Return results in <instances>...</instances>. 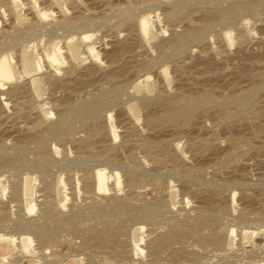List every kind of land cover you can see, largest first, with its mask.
I'll use <instances>...</instances> for the list:
<instances>
[{
    "label": "rangeland",
    "instance_id": "rangeland-1",
    "mask_svg": "<svg viewBox=\"0 0 264 264\" xmlns=\"http://www.w3.org/2000/svg\"><path fill=\"white\" fill-rule=\"evenodd\" d=\"M58 1L14 0L11 15L0 0V264H264V0ZM206 93L173 125L147 121ZM92 101L94 119L61 116Z\"/></svg>",
    "mask_w": 264,
    "mask_h": 264
},
{
    "label": "bare ground",
    "instance_id": "bare-ground-1",
    "mask_svg": "<svg viewBox=\"0 0 264 264\" xmlns=\"http://www.w3.org/2000/svg\"><path fill=\"white\" fill-rule=\"evenodd\" d=\"M7 1V0H6ZM55 2H56V4L57 5H59V1L58 0H54ZM256 1H258V0H256ZM255 1V2H256ZM9 2H10V4H8L9 5V7H13L11 10H10V14L11 15H14V13H15V7L16 6H19V5H15V2H14V0H9ZM18 2V1H17ZM254 2V3H255ZM5 3V2H4ZM21 3V2H20ZM31 3H32V1H31ZM96 3V2H95ZM18 4V3H17ZM30 3H28V5H29ZM240 4V3H239ZM244 4V3H243ZM247 4V3H246ZM251 4V3H250ZM11 5V6H10ZM245 5V4H244ZM251 5H253V3L251 4ZM251 5H250V7H251ZM234 6V5H233ZM255 6V5H254ZM8 7V8H9ZM58 7V6H57ZM119 8V7H118ZM237 8V7H236ZM243 8V7H242ZM17 9H18V7H17ZM31 9V8H30ZM61 9V8H60ZM224 9V8H223ZM9 10V9H8ZM119 10H120V8H119ZM227 10V9H226ZM231 10V9H230ZM233 11V10H232ZM222 12H224V11H222ZM238 12V11H237ZM46 14L47 13H45V12H43V11H41L40 9L38 10V11H36L35 12V15H37V17L39 16V17H44V16H46ZM218 14H219V11H218ZM225 14V13H224ZM232 14H235V13H232ZM10 17H13V16H10ZM19 19V18H18ZM20 20V19H19ZM146 20H148V19H146ZM93 21V20H92ZM91 21V22H92ZM83 22V21H82ZM209 24H210V22H208ZM68 24V23H67ZM82 24V23H81ZM85 24V22L82 24V25H84ZM89 24V23H88ZM87 24V25H88ZM206 24V23H205ZM86 25V24H85ZM207 25V24H206ZM70 26H72V25H70ZM75 26V25H74ZM147 27H148V25H146V24H143V27L141 28V30H140V32L142 33V34H145L146 35V31H147ZM207 27V26H206ZM71 28V27H70ZM75 28H76V26H75ZM199 28H201V27H199ZM205 27H203V29H204ZM22 29V28H21ZM197 30V29H196ZM200 30H202V29H200ZM26 31V30H25ZM198 31H199V29H198ZM23 32V31H22ZM201 32V31H200ZM199 32V33H200ZM202 32H203V30H202ZM201 32V33H202ZM192 33H194V32H192ZM190 34H191V32H190ZM195 34V33H194ZM198 34V33H197ZM197 34H196V36H197ZM23 36V35H22ZM21 36V37H22ZM147 36V35H146ZM194 36V35H193ZM14 37V36H13ZM186 38H188L187 36H181L180 35V37L178 36V37H176V39L174 40V44H173V46H175L176 48H179V47H181L182 46V44L185 42V39ZM17 39V38H16ZM189 39V38H188ZM14 40V39H13ZM190 40V39H189ZM187 42V41H186ZM3 47V46H2ZM183 47V46H182ZM175 48V49H176ZM181 50V49H180ZM47 51V50H46ZM77 51V50H76ZM75 51V52H76ZM175 51H177V49L175 50ZM73 55V54H72ZM46 59H47V62L51 65V66H53L52 64L54 63V62H56L57 61V59H56V57L54 56V55H51V56H46ZM21 64H22V67L25 69V70H30V69H34V68H37L38 69V66H36L31 60H29L26 56L25 57H23L22 59H21ZM12 79V68H11V66H10V64H9V61H8V59L7 58H5V57H2L1 58V62H0V81H2V82H7V81H9V80H11ZM256 87V86H255ZM250 91V90H249ZM251 92V91H250ZM238 93V92H237ZM240 93V92H239ZM243 93V92H242ZM246 93V91L243 93V94H245ZM247 93H249V92H247ZM250 94V93H249ZM193 95V94H192ZM240 95V94H239ZM251 95V94H250ZM181 96V95H180ZM197 96V95H196ZM249 96V95H248ZM187 97V96H186ZM178 98V102H179V109L178 108H176V107H174L176 110H172V109H170V108H173V105H171V103H173V102H171V101H168V100H163V102L161 101V105H163L161 108H162V111H161V113H159L158 115H156V116H149V118L147 119V121H148V123L149 124H151V123H155V122H170L171 124L173 123V122H175V121H177V119L179 118L180 119V117H182V118H184L183 116H185V118L186 117H188L187 115H188V113H190V111L191 110H193L194 109V107H197V106H195L196 104H199V105H201V103L202 102H205V103H207L208 101H211V95L210 94H201V95H198L196 98H194V100L190 97L189 99H191V100H189V99H187V98ZM195 97V96H194ZM243 98V97H242ZM239 99V98H238ZM172 100V99H171ZM145 101V100H144ZM212 101H213V99H212ZM233 101V100H232ZM93 102V101H92ZM177 102V103H178ZM214 102V101H213ZM234 102V101H233ZM241 102V101H240ZM84 103V102H83ZM94 103V102H93ZM93 103H86V104H84V105H82L81 107H79V108H76V110L75 111H73V110H71L72 109V107L71 108H69V106L68 107H66V109L64 110V112H62L61 113V116H65V115H70L69 116V118L71 117V119H72V121L74 120V121H76V120H78V121H84V120H87L88 118L90 119V118H93V117H95L96 115H98L99 113V111H100V109H99V107L100 106H98V104H93ZM97 103V102H96ZM100 103H102V101L100 102ZM163 103V104H162ZM235 103H237V102H235ZM204 104V103H203ZM211 104V103H210ZM239 104H241V103H239ZM175 106V105H174ZM101 107H102V105H101ZM74 108H75V106H74ZM173 108V109H174ZM197 109V108H196ZM201 109V108H200ZM188 112V113H187ZM238 112V111H237ZM187 114V115H186ZM237 114V113H236ZM183 115V116H182ZM97 117V116H96ZM190 117V116H189ZM191 118V117H190ZM88 119V120H89ZM94 119V118H93ZM92 120V119H91ZM145 120H146V118H145ZM73 123V122H72ZM83 123V122H82ZM86 123V122H85ZM70 124H71V122H67V123H65V122H60L59 124H57L56 126H54V127H52L51 129H52V133H54V134H57L58 135V133H62V134H64L63 132H65V131H68L67 129L70 127ZM173 125V124H172ZM74 126V125H73ZM94 132H95V130H94ZM68 133H70V132H68ZM51 135V134H50ZM56 135V136H57ZM61 135V134H60ZM46 136V135H45ZM62 136V135H61ZM48 137V136H47ZM50 137V136H49ZM41 138V137H40ZM42 139V138H41ZM40 139V140H41ZM43 139H44V137H43ZM46 140V139H45ZM44 140V141H45ZM43 141V140H42ZM44 143H46V142H44ZM43 145V144H42ZM45 145V144H44ZM81 145V144H80ZM22 146V145H21ZM81 146H83V145H81ZM42 147V146H41ZM141 147V146H140ZM143 147H145V146H143ZM18 148H20L19 146H18ZM146 148V147H145ZM38 149V148H37ZM48 149V148H47ZM42 150H44V149H42ZM145 150V149H144ZM47 151V150H46ZM41 152V151H40ZM147 152V151H146ZM91 154V153H90ZM42 155H44V153L42 154ZM41 158V157H40ZM42 160V159H41ZM132 160H134V159H132ZM159 160V159H158ZM135 162H136V160H135ZM130 163V162H129ZM161 164V163H160ZM40 165V164H39ZM38 165V166H39ZM140 166H141V163H140ZM133 178H134V176H133ZM86 179V178H85ZM20 181V180H19ZM94 181H95V179H94ZM130 182H131V180H130ZM89 184V183H88ZM132 184H134V183H132ZM94 186H95V183H94ZM98 186H99V188H101L102 187V185L100 184L99 185V183H98ZM13 187V186H12ZM14 188V187H13ZM28 188H29V184H27V183H24L21 187H19V185H18V187H17V185H16V187L12 190V194H11V199H15V201L16 200H18V199H20V197H25L26 195L24 194V191H28ZM50 188V187H49ZM85 188V187H84ZM88 189V188H87ZM102 190H103V192H105L106 191V188H104V187H102L101 188ZM58 190H59V188H58ZM61 190V189H60ZM84 191V190H83ZM87 191V190H86ZM88 193V192H87ZM84 197V196H83ZM89 197V196H88ZM26 200V199H25ZM86 200V199H85ZM114 205H118V203L117 204H114ZM120 205V204H119ZM123 205V204H122ZM161 205V204H160ZM115 206V207H116ZM124 206H125V204H124ZM123 206V207H124ZM147 206H149V205H147ZM158 206V205H157ZM156 206V207H157ZM217 206V205H216ZM26 209L25 210H27L26 212L28 213V212H33L34 210V206L33 205H31L30 203H27L26 204ZM56 207V206H55ZM87 207V206H86ZM100 207V206H99ZM120 207L122 208V206L120 205ZM127 207V206H126ZM131 207V206H130ZM155 207V206H154ZM210 207V206H209ZM101 208V207H100ZM117 208H118V206H117ZM125 208V207H124ZM113 209V208H112ZM133 209V208H132ZM216 209V208H215ZM46 210V209H45ZM93 210H96V213H98V214H100V213H102L103 212V209H93ZM156 210V209H155ZM165 210V209H164ZM163 210V211H164ZM220 210V209H219ZM224 211V210H223ZM54 212V211H53ZM52 212V213H53ZM109 212V211H108ZM113 212V211H112ZM135 212V211H134ZM146 212V211H145ZM148 212V211H147ZM146 212V213H147ZM151 212V211H150ZM158 212V211H157ZM160 212V211H159ZM170 212V211H169ZM58 213V212H57ZM130 213H132V212H130ZM144 213V212H143ZM163 213V212H162ZM167 213V212H166ZM207 213V212H206ZM104 214V213H103ZM149 214V213H148ZM155 214V213H154ZM49 215V214H48ZM48 215H46V216H48ZM57 215V214H56ZM97 215V214H96ZM129 215V214H128ZM144 215V214H143ZM52 216H54V214L52 215ZM62 216V215H61ZM95 216V215H94ZM100 216V215H99ZM98 216V217H99ZM148 216V215H147ZM153 216V215H152ZM161 216V215H160ZM169 216V215H168ZM197 216V215H196ZM96 217V216H95ZM102 217V216H101ZM111 217H113V216H111ZM143 216H141V218H142ZM145 217V216H144ZM158 217V216H157ZM209 217V216H208ZM211 217V216H210ZM214 217V216H213ZM58 218V217H57ZM93 218V217H92ZM103 218V217H102ZM159 218H161V217H159ZM207 218V217H206ZM55 219V218H54ZM69 219V218H68ZM67 219V220H68ZM133 219H135V218H133ZM45 220H47V219H45ZM48 220H49V218H48ZM58 220V219H57ZM62 220V219H61ZM92 220V219H91ZM131 220H132V218H131ZM139 220V219H138ZM19 221V220H18ZM23 221V220H22ZM55 221H56V219H55ZM60 220H58V222H59ZM63 221V220H62ZM54 222V221H53ZM57 222V221H56ZM66 222V221H65ZM120 222V221H119ZM118 222V223H119ZM198 222V221H197ZM211 222V221H210ZM214 222V221H213ZM18 223H20V222H18ZM107 223V222H106ZM112 223V222H111ZM110 223V224H111ZM208 223V222H207ZM46 224V223H45ZM66 224V223H65ZM74 224V223H73ZM109 224V223H108ZM120 224V223H119ZM201 224H202V221H201ZM18 225V224H17ZM47 225V224H46ZM52 225H54V224H52ZM60 225V224H59ZM58 225V226H59ZM63 225V224H62ZM70 225V224H69ZM98 225V224H97ZM101 226H102V224H100ZM211 225V224H210ZM35 226V225H34ZM55 226V225H54ZM61 226V225H60ZM65 226V225H64ZM71 226V225H70ZM105 226V225H104ZM119 226V225H118ZM53 227V226H52ZM91 227V226H90ZM109 227H110V225H109ZM108 227V228H109ZM113 227V226H112ZM30 228V227H29ZM92 228V227H91ZM102 228V227H101ZM121 228V227H120ZM179 228V227H178ZM34 229V228H33ZM56 229V228H55ZM94 229V228H93ZM99 229V228H98ZM182 229V228H181ZM217 229V228H216ZM48 230V229H47ZM57 230V229H56ZM112 231H113V229H111ZM172 230V229H171ZM187 230V229H186ZM218 230V229H217ZM49 231V230H48ZM47 231V232H48ZM51 231H52V229H51ZM55 231V230H54ZM88 231V230H87ZM94 231V230H93ZM99 231H101V230H99ZM104 231H105V228H104ZM117 231V230H116ZM119 231V230H118ZM174 231V230H173ZM85 232V231H84ZM233 232V231H232ZM232 232H230V233H232ZM33 233V232H32ZM53 233V232H52ZM96 233V232H95ZM105 233V234H104ZM104 233H102L103 235H102V237L103 236H106V238H110V236H112L113 235V233H111V231H108V229H107V231H105ZM163 233V232H162ZM165 233V235H162V236H160L161 238H159L158 236V238L160 239L159 240V242L161 243V245H162V243L164 244H166L167 242H169V241H171V242H175V240L174 239H176L178 236H179V234L178 233H176V232H169L168 234H166V232H164ZM184 233V232H183ZM185 233H186V231H185ZM192 233V232H191ZM195 233V232H194ZM89 234H90V232H89ZM98 234V233H97ZM115 234V233H114ZM118 234H120V232H118ZM117 234V235H118ZM193 234V233H192ZM205 234V233H204ZM218 234V233H217ZM45 235V234H44ZM48 235H49V233H48ZM85 235V234H84ZM201 235V234H200ZM46 236V235H45ZM45 236H43L42 237V234H41V236L39 235V239L43 242V241H46L48 238H46ZM51 236V235H50ZM95 236H99V235H95ZM94 235L92 236V234H91V237H95ZM181 236V235H180ZM88 237H89V235H88ZM87 237V238H88ZM188 237V236H187ZM198 237V236H197ZM205 237H206V235H205ZM208 237V236H207ZM36 238V237H35ZM108 238V239H109ZM118 238V237H117ZM181 238V237H180ZM199 238H201V236H199ZM217 238V237H216ZM37 239V238H36ZM49 239H50V237H49ZM90 239V238H89ZM88 239V240H89ZM93 239H95V241H96V237L95 238H93ZM102 239V238H101ZM101 239H100V237H99V240L101 241ZM184 239V238H183ZM204 239H206V238H204ZM221 239V238H220ZM219 239V240H220ZM98 240V239H97ZM99 240H98V242H99ZM102 240H104V239H102ZM154 240V239H153ZM208 240H209V238H208ZM211 240V239H210ZM215 240V239H214ZM27 241L28 242H30L31 240L28 238L27 239ZM105 241V240H104ZM141 241V238L139 239V241L138 242H135L134 243V250L135 251H139V252H141V249L139 248V242ZM152 241V240H151ZM183 241V240H182ZM200 241V240H199ZM203 241V240H202ZM223 241V240H222ZM10 242H12V240L11 239H9V238H7V237H5L4 235H0V254H4L5 253V251H6V246H7V244L8 243H10ZM40 242V241H39ZM97 242V241H96ZM103 242V241H102ZM101 242V243H102ZM110 242V241H109ZM158 242V241H157ZM211 242H212V244H213V241L211 240ZM45 243V242H44ZM115 243H116V241H115ZM150 243V242H149ZM154 243V242H153ZM152 243V244H153ZM180 243V242H179ZM96 244V243H95ZM104 244V243H103ZM102 244V245H103ZM108 244V243H107ZM106 244V245H107ZM112 244V243H111ZM118 244V243H117ZM164 244V246H166ZM172 244V243H171ZM185 244V243H184ZM101 245V246H102ZM148 245H150V244H148ZM156 243H155V245H152V251L153 252H155V251H158L157 249L158 248H160L158 245V248L156 247ZM169 245V244H168ZM205 245V244H204ZM214 245H221V242H219L218 240H215L214 241ZM85 246H86V244H85ZM96 246H97V244H96ZM116 246V245H115ZM170 246V245H169ZM201 246V245H200ZM199 246V247H200ZM104 247H105V244H104ZM208 247V246H207ZM213 247V246H212ZM219 247V246H218ZM103 248V247H102ZM133 248V247H132ZM167 248V247H166ZM176 248V247H175ZM202 248V247H201ZM214 248V247H213ZM109 249V248H108ZM179 249V248H178ZM182 249V248H181ZM215 249V248H214ZM133 250V249H132ZM160 250V249H159ZM173 250V249H172ZM213 250V249H212ZM122 251V250H121ZM152 251L150 252V253H152ZM162 251V250H161ZM184 251V250H183ZM187 251V250H186ZM189 251V250H188ZM191 251V250H190ZM221 251V250H220ZM138 252V253H139ZM179 252V251H178ZM192 252V251H191ZM191 252H190V254H191ZM113 253V252H112ZM171 253V252H170ZM99 254V253H98ZM158 254V253H157ZM161 254V253H160ZM194 253H192V255H193ZM191 256V255H190ZM94 257V256H93ZM160 257V256H159ZM198 257H199V255H198ZM102 258V257H101ZM153 258V257H152ZM154 258H156V257H154ZM98 259V258H97ZM159 259V258H158ZM154 260V259H153ZM195 260V259H194ZM96 262V261H95Z\"/></svg>",
    "mask_w": 264,
    "mask_h": 264
}]
</instances>
